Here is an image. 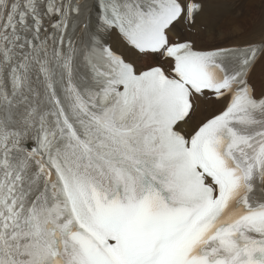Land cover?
I'll list each match as a JSON object with an SVG mask.
<instances>
[{
	"label": "snow or ice",
	"instance_id": "6c2138e0",
	"mask_svg": "<svg viewBox=\"0 0 264 264\" xmlns=\"http://www.w3.org/2000/svg\"><path fill=\"white\" fill-rule=\"evenodd\" d=\"M228 7L0 0V264H264V26Z\"/></svg>",
	"mask_w": 264,
	"mask_h": 264
},
{
	"label": "bare ground",
	"instance_id": "6f19581e",
	"mask_svg": "<svg viewBox=\"0 0 264 264\" xmlns=\"http://www.w3.org/2000/svg\"><path fill=\"white\" fill-rule=\"evenodd\" d=\"M240 1L242 2L240 3ZM225 3L231 5V7L217 9L213 12L214 15L223 17L225 26H228L234 19L232 16L233 13L239 14L235 19L242 20L245 24L255 28L257 31L264 26V4L261 3V0H225ZM250 5L255 6V8H251ZM247 14H249V17H247ZM186 31L187 27L185 25H178L177 33L182 34ZM261 79H264V76L258 71V82Z\"/></svg>",
	"mask_w": 264,
	"mask_h": 264
},
{
	"label": "rangeland",
	"instance_id": "374dc122",
	"mask_svg": "<svg viewBox=\"0 0 264 264\" xmlns=\"http://www.w3.org/2000/svg\"><path fill=\"white\" fill-rule=\"evenodd\" d=\"M242 1H240V3H241ZM250 7L251 8H255V6H253V5H250ZM246 13V12H245ZM247 17H249V14H247Z\"/></svg>",
	"mask_w": 264,
	"mask_h": 264
}]
</instances>
